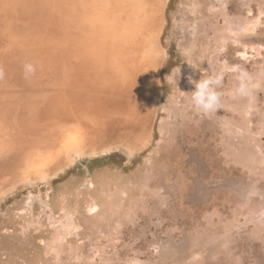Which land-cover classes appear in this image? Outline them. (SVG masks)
I'll use <instances>...</instances> for the list:
<instances>
[{
	"label": "rangeland",
	"instance_id": "rangeland-1",
	"mask_svg": "<svg viewBox=\"0 0 264 264\" xmlns=\"http://www.w3.org/2000/svg\"><path fill=\"white\" fill-rule=\"evenodd\" d=\"M160 3L156 98L109 143L83 147L56 113L42 125L28 105L47 82L14 62L0 88V264H264V0ZM59 63L33 65L59 82ZM214 72L222 107L199 113L191 92Z\"/></svg>",
	"mask_w": 264,
	"mask_h": 264
},
{
	"label": "bare ground",
	"instance_id": "bare-ground-1",
	"mask_svg": "<svg viewBox=\"0 0 264 264\" xmlns=\"http://www.w3.org/2000/svg\"><path fill=\"white\" fill-rule=\"evenodd\" d=\"M159 1L0 0V88L14 84L19 58L25 66L59 53L63 81L49 78L48 71L41 73L37 66L34 77L47 83L37 84L41 94L27 104L31 113L40 115L42 125L54 123L56 113L66 126L82 132L85 148L109 143L129 119L142 120L156 98ZM39 17H44L41 22ZM57 36L59 46L50 43ZM5 47L10 50L4 53ZM30 75L24 71L22 79ZM23 124L32 127L30 121ZM24 131L23 139L32 140L34 130ZM71 148L82 152L76 145ZM6 171L0 169V174Z\"/></svg>",
	"mask_w": 264,
	"mask_h": 264
},
{
	"label": "clouds",
	"instance_id": "clouds-1",
	"mask_svg": "<svg viewBox=\"0 0 264 264\" xmlns=\"http://www.w3.org/2000/svg\"><path fill=\"white\" fill-rule=\"evenodd\" d=\"M25 74H34L36 68L28 63L24 66ZM223 82V74L214 72L211 75H204L202 79L195 82V90L191 92V103L193 108L203 114L218 111L222 107V95L219 91ZM254 87V78L245 70H238L237 84L234 89L240 97L250 96Z\"/></svg>",
	"mask_w": 264,
	"mask_h": 264
}]
</instances>
